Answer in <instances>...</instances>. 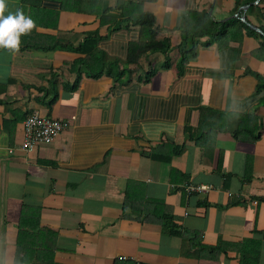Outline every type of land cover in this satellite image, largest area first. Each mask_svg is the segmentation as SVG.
Masks as SVG:
<instances>
[{"label":"crops","instance_id":"crops-1","mask_svg":"<svg viewBox=\"0 0 264 264\" xmlns=\"http://www.w3.org/2000/svg\"><path fill=\"white\" fill-rule=\"evenodd\" d=\"M117 2L7 0L35 27L18 52L0 48V260L240 264L251 239L264 264V0H142L156 39L171 50L132 60L139 27L110 31L100 21L119 18ZM187 11L245 21L254 33L199 46L179 71ZM92 33L87 58L76 48ZM32 111L70 125L51 143L9 154ZM167 215L184 239L163 228ZM190 238L222 249L197 255Z\"/></svg>","mask_w":264,"mask_h":264},{"label":"trees","instance_id":"trees-1","mask_svg":"<svg viewBox=\"0 0 264 264\" xmlns=\"http://www.w3.org/2000/svg\"><path fill=\"white\" fill-rule=\"evenodd\" d=\"M87 3L91 4L93 0H86ZM98 1V0H96ZM101 1V0H100ZM119 11V18H112L99 14L101 24L110 23V31H117L124 28H129V26H138L139 27V39L135 43H131L128 48L129 60H132L133 53H136V56L144 54L146 52H160L164 55H167L171 50L169 41L164 39L158 41L156 39V34L154 32L153 26L155 24V19L152 14L143 11L142 0H118L117 6L115 8ZM181 32V43L177 47L179 52V57L177 61V68L180 69L188 63V61L196 56L199 46H207L210 41L217 42L219 47L226 46L233 32H239L237 39H240L242 36L243 30H248L249 33L253 34L254 32L250 31L245 24L240 22L237 19H231L224 22H218L213 20L208 12L205 11H187L182 19L181 25L179 26ZM97 37V33H92L87 35L83 43L76 48L77 51L85 52L88 57L92 56V50L94 48V41ZM202 38H208L204 43H201ZM91 45V48H90ZM59 47L58 43L50 45L48 47H42L46 50H53L54 48ZM86 47L87 50L85 49ZM260 48L264 50V41L261 40ZM260 52V49L258 50ZM169 63L165 67H168ZM103 67V65H102ZM102 72V68L93 73V77H98ZM125 70L120 71L118 74H123ZM180 73V72H179ZM148 78L145 79L147 81ZM264 88V84H260L258 89ZM257 126H255V131ZM185 132L188 133L189 129L185 128ZM240 131L234 134V138L239 139ZM259 136H253L251 141L257 140ZM177 152V151H176ZM163 228L169 232L171 235L180 236L183 239L186 236V233H182L177 229V226L173 223V217L168 216L163 218L161 221ZM190 249L196 247L197 255L204 253L205 257L215 258L222 249V243H219L214 247H207L201 244L199 241L194 243L193 239L190 238ZM242 248L240 251L241 259L240 264H257L258 262V253L260 248V243L254 240H245L241 244Z\"/></svg>","mask_w":264,"mask_h":264},{"label":"built area","instance_id":"built-area-1","mask_svg":"<svg viewBox=\"0 0 264 264\" xmlns=\"http://www.w3.org/2000/svg\"><path fill=\"white\" fill-rule=\"evenodd\" d=\"M70 125L68 120H58L44 117L37 111L29 113L23 121V141L20 145L11 147L9 154H13L15 150L29 152L40 144H48L59 137ZM209 189L208 186H189V193L203 192Z\"/></svg>","mask_w":264,"mask_h":264},{"label":"clouds","instance_id":"clouds-1","mask_svg":"<svg viewBox=\"0 0 264 264\" xmlns=\"http://www.w3.org/2000/svg\"><path fill=\"white\" fill-rule=\"evenodd\" d=\"M34 27L35 22L22 9L9 11L7 0H0V48L18 52L20 37L30 33ZM0 264L4 261L0 260Z\"/></svg>","mask_w":264,"mask_h":264},{"label":"water","instance_id":"water-1","mask_svg":"<svg viewBox=\"0 0 264 264\" xmlns=\"http://www.w3.org/2000/svg\"><path fill=\"white\" fill-rule=\"evenodd\" d=\"M242 21H244V19H242ZM244 23L247 24L245 21H244ZM247 25H248V24H247ZM250 27H251V29H253L254 31H256V32H258L259 34H262V35H263V33L261 32V30H260L259 28L254 27V26H250Z\"/></svg>","mask_w":264,"mask_h":264}]
</instances>
